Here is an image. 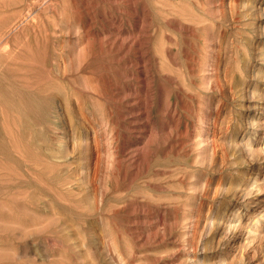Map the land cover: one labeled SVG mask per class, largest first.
Instances as JSON below:
<instances>
[{
	"label": "rangeland",
	"instance_id": "obj_1",
	"mask_svg": "<svg viewBox=\"0 0 264 264\" xmlns=\"http://www.w3.org/2000/svg\"><path fill=\"white\" fill-rule=\"evenodd\" d=\"M0 264H264V0H0Z\"/></svg>",
	"mask_w": 264,
	"mask_h": 264
}]
</instances>
